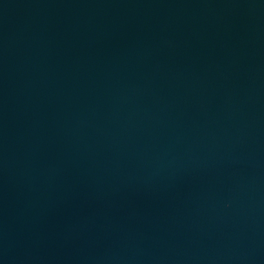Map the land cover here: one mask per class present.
Wrapping results in <instances>:
<instances>
[{
  "label": "water",
  "instance_id": "obj_1",
  "mask_svg": "<svg viewBox=\"0 0 264 264\" xmlns=\"http://www.w3.org/2000/svg\"><path fill=\"white\" fill-rule=\"evenodd\" d=\"M0 264H264V0H0Z\"/></svg>",
  "mask_w": 264,
  "mask_h": 264
}]
</instances>
